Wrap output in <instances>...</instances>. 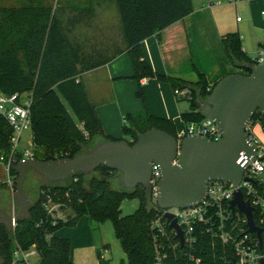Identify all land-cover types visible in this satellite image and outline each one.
Masks as SVG:
<instances>
[{
  "label": "trees",
  "instance_id": "obj_1",
  "mask_svg": "<svg viewBox=\"0 0 264 264\" xmlns=\"http://www.w3.org/2000/svg\"><path fill=\"white\" fill-rule=\"evenodd\" d=\"M111 1L117 12L121 44L132 62V79L137 82L142 79L167 81L172 90L189 88L192 99L183 102L190 104V111L181 115L182 127L200 122L198 95L205 100L216 83L210 84L201 73L195 84L161 76L145 62L141 48L146 39L188 17L193 0ZM36 2L18 8H0V92L6 95L31 94L34 159L55 163L81 154L86 147L93 149L95 141L104 137L96 109L80 76L106 65L121 50L115 45L112 50H105L94 44L89 50L71 35L68 26L73 29L77 23H87L95 17L92 7L75 9L77 16L70 19L67 26L51 8ZM220 45L234 68L253 64L252 58L242 50L238 33L221 36ZM242 70L237 74H250L245 68ZM136 96L141 97V93L137 92ZM252 121H257L264 130V117L256 114ZM151 129L176 138L173 121L144 112L125 116L122 126L124 141L132 145L137 135ZM10 135L11 129L0 120V152L9 150ZM11 174L16 177L14 171ZM117 175H120L117 171L100 167L88 177L77 175L62 184L46 185L40 178L28 218L21 220L13 232L0 227L1 264H23L13 261L16 246L22 251L34 248L39 256L37 264H73L69 240L57 238L55 233L66 227H75L83 217L96 224H112L114 238L128 264H156L149 224L157 212L147 206L145 190L141 186L131 191L120 185L114 187ZM44 190L58 192L60 202L71 214L66 221L53 224L43 211L40 205ZM65 193L67 198L63 197ZM126 200H138L139 205L133 214L122 216L120 207ZM177 255L181 256L180 252ZM196 256L201 258V264H222L218 248L212 250L205 246ZM166 263L185 264V261L168 253Z\"/></svg>",
  "mask_w": 264,
  "mask_h": 264
},
{
  "label": "water",
  "instance_id": "obj_2",
  "mask_svg": "<svg viewBox=\"0 0 264 264\" xmlns=\"http://www.w3.org/2000/svg\"><path fill=\"white\" fill-rule=\"evenodd\" d=\"M243 68L250 74L227 75L215 84L205 100L198 95V113L202 119L217 126L220 141L189 135L179 145L175 137L151 129L137 135L132 145L124 140H107L71 159L55 163L21 161L13 167L16 174L13 196L17 210L11 216L0 207V227L9 230L28 218L32 203L24 191V184L29 171L50 185L62 184L77 175L88 177L98 168L105 167L120 174L118 182L124 190L141 186L145 190V202L151 206L149 182L154 166L160 173L156 189V208L160 210H183L200 204L206 196L208 182L238 184L244 169L255 158V150L246 140L244 129L254 115L264 117V64ZM234 207L245 215L249 232L256 233L260 241L261 230L253 224L252 209L242 200L240 192L231 202V209ZM164 218L170 222L169 228L176 231L182 247V233L176 221L168 214ZM1 261L0 251V264Z\"/></svg>",
  "mask_w": 264,
  "mask_h": 264
},
{
  "label": "built area",
  "instance_id": "obj_3",
  "mask_svg": "<svg viewBox=\"0 0 264 264\" xmlns=\"http://www.w3.org/2000/svg\"><path fill=\"white\" fill-rule=\"evenodd\" d=\"M230 4H237L240 0H227ZM252 65L264 64V42L260 44L257 56L252 58ZM174 97L179 101L192 99L189 88L174 89ZM31 94L6 95L0 92V120L7 123L11 129L9 137V150L0 152V165L4 181H0V188L7 189L14 194L15 180L11 174L13 167L25 160H35L33 148L31 150H19L18 146L25 131L31 132L30 107ZM257 121H251L244 129L246 140L255 150V158L244 169L242 178L238 184L211 181L206 185L204 200L187 209L160 210L156 208V189L160 181V173L156 167H152L150 179L151 207L157 214L151 220L149 227L153 234V245L156 256V264H167L166 256L173 254L175 258L182 259L190 264H201V258L197 253L204 250L205 246L212 250L219 249V260L222 264H264V145L255 134ZM189 135L208 138L212 142L221 140V134L217 126L210 120L202 119L197 123H190L182 127L176 133L177 143ZM32 146V144H31ZM76 179H74V182ZM240 192L242 200L252 209V221L256 228L261 230L260 241L256 233L249 232L247 219L237 207L231 209V202L235 194ZM58 192L51 190L42 191L41 208L53 220V224L64 222L71 215L60 202ZM64 198L68 194L63 195ZM16 212L12 205L11 216ZM172 216L182 233L183 246L176 238L177 233L170 229L164 215ZM16 227V226H15ZM15 227L9 229L14 231ZM180 252L181 256L177 255ZM38 255L34 248L22 251L19 246L13 251V261L32 264L29 259ZM178 263V262H177ZM37 264V263H34Z\"/></svg>",
  "mask_w": 264,
  "mask_h": 264
},
{
  "label": "crops",
  "instance_id": "obj_4",
  "mask_svg": "<svg viewBox=\"0 0 264 264\" xmlns=\"http://www.w3.org/2000/svg\"><path fill=\"white\" fill-rule=\"evenodd\" d=\"M221 1L193 0L192 12L188 17L141 43L144 60L154 72L190 84L197 83L199 73L204 74L210 84L217 83L226 75L241 73L230 64L220 45L221 36L231 30L227 29L221 17ZM256 6L259 7V3L256 2ZM237 20L239 23V19ZM257 25L259 29H264L263 20ZM238 30L243 32L241 29ZM245 38L243 35V40H246ZM118 39L113 43L112 36L105 35L104 42L108 46L104 49L112 50L115 45L120 47L121 53L106 65L84 72L80 76L88 98L96 109L103 136L111 140H126L122 133L125 116L144 112L173 121L177 133L178 124L182 129L181 115L190 111V104L177 100L167 81L142 79L137 82L132 79L131 59L121 44V36ZM98 43L93 44L101 48L100 44L103 43ZM242 50L248 56L247 49L242 46ZM207 51L212 52L210 58ZM137 92L141 93V97L136 96ZM254 131L264 145V130L261 125L259 124ZM104 137H99L95 141L96 144L105 141ZM0 191L9 193L7 189ZM86 220L83 217L73 229L63 228L55 233V237L69 240L70 260L73 264L72 256L75 249L84 250L92 246ZM107 249V246H104L97 251L99 259L96 264H105L103 252Z\"/></svg>",
  "mask_w": 264,
  "mask_h": 264
},
{
  "label": "rangeland",
  "instance_id": "obj_5",
  "mask_svg": "<svg viewBox=\"0 0 264 264\" xmlns=\"http://www.w3.org/2000/svg\"><path fill=\"white\" fill-rule=\"evenodd\" d=\"M35 1H37L36 3H38V5L51 8L53 13H55L65 25H67L70 19H74L77 16L76 11H74L75 9L87 8L88 6L92 7L95 11L94 18L90 19L87 23H77L73 29L67 25L71 30V35L77 41L84 44L89 50L93 43H103L105 46L100 44L102 48L108 46V44L104 42L105 35L110 34L113 38V43H115L116 39L118 41V38H120L117 12L111 0H0V8H18L23 4L35 3ZM256 2L259 3V7L256 6ZM220 6L221 17L224 19L227 29H231L225 34L238 33L240 37H242L241 46L247 49L248 57L255 58L260 44L264 42V29H259L257 27V24L261 23V20L264 21V1L240 0L237 4H230L227 0H222ZM237 19H239V23ZM238 29H241L243 32ZM243 35L246 36V40H243ZM206 53L208 58H210L212 52L207 51ZM195 57L197 58L196 54ZM200 61L202 62V60ZM234 69L243 72L240 68ZM258 125L259 124L255 126V130ZM177 126V132H180L181 125L178 124ZM31 148V132L25 131L21 137L18 149L23 151L31 150ZM88 148L89 147H86L84 150ZM1 172L2 166L0 165V181H4L5 178L2 176ZM120 179L121 176L117 175L114 181V187H119L118 181H120ZM40 182L41 179L36 177L32 172L27 174L24 191L31 202H33L34 199L36 186ZM13 195L14 194L10 192L5 194L0 191V197L3 203L7 205L9 212L12 210V205L15 204ZM138 205V200L124 201L120 207L121 215L127 216L133 214L138 208ZM15 207L17 210L16 204ZM86 221L91 234L92 246L84 250H80L79 248L75 249L72 256L74 264H96L99 259L97 251L104 246L108 248L106 252H103L105 253L103 255L105 264H128L119 242L114 238L112 224L110 222L96 224L89 220ZM64 229H73V227H66ZM102 251L103 249L101 252ZM38 260V255H34L29 259L32 264L37 263Z\"/></svg>",
  "mask_w": 264,
  "mask_h": 264
},
{
  "label": "flooded vegetation",
  "instance_id": "obj_6",
  "mask_svg": "<svg viewBox=\"0 0 264 264\" xmlns=\"http://www.w3.org/2000/svg\"><path fill=\"white\" fill-rule=\"evenodd\" d=\"M0 207H2V208H4V209H6L7 211H8V209H7V205L5 204V203H3V201H2V198L0 197ZM9 212V211H8Z\"/></svg>",
  "mask_w": 264,
  "mask_h": 264
}]
</instances>
